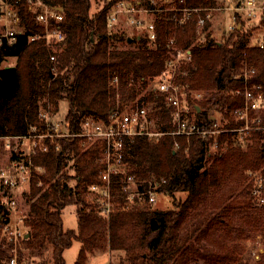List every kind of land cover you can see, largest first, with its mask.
Wrapping results in <instances>:
<instances>
[{"label": "trees", "instance_id": "1", "mask_svg": "<svg viewBox=\"0 0 264 264\" xmlns=\"http://www.w3.org/2000/svg\"><path fill=\"white\" fill-rule=\"evenodd\" d=\"M47 1L61 4L64 14V39L55 61L49 60L51 49L43 40L28 42L26 34H19L13 44L0 43V64L8 56L16 57L14 65L0 66V137L25 135L30 126L45 131L40 106L54 113L60 100L67 102L64 120L73 132L80 131L85 117L107 121L113 110L142 103L152 106L158 128L172 129L164 96L150 83L178 51L187 49L190 57L179 61L176 82L200 125L221 131L217 136L210 133L188 139L171 134L126 139L125 175L133 176L142 190L155 186L158 193L183 195L166 209L147 204L123 209L125 192L119 177L111 185L113 205L108 214L97 208L95 197L87 196L90 184L101 183L105 142L92 143L81 136L57 137L54 142L46 138V150L32 158L44 171L38 173L42 185L33 184L25 194L28 235L20 240V259L23 250L25 255L42 256L49 248L54 264H64V249L77 240L80 248L74 264H85L95 249L120 251L123 264L238 262L243 253L240 240L264 235V204L252 193L255 173L264 175V142L262 132L255 130L246 137L251 143L243 149L234 144L235 132L223 129L240 124L233 110L243 104L235 90L243 89L244 82L231 76L233 67L245 58L255 68L248 84L260 83L264 90L259 37L250 40L256 25L246 28L238 19L240 26L226 37L215 39L208 31L201 42L195 40V24L204 11L192 12L183 23L173 21L170 11H156V37L149 40L142 32L131 37L124 29L108 25V14L119 0H109L94 13H90V0ZM174 1L188 7H214L216 3ZM149 8L157 7L151 4ZM21 11L28 28H33L23 0ZM120 42L128 46L120 48ZM196 91L201 97L192 95ZM175 140L178 148H174ZM10 156L15 158L16 153ZM69 204L77 205L76 230L63 228L62 210ZM263 260L257 264H264Z\"/></svg>", "mask_w": 264, "mask_h": 264}, {"label": "built area", "instance_id": "2", "mask_svg": "<svg viewBox=\"0 0 264 264\" xmlns=\"http://www.w3.org/2000/svg\"><path fill=\"white\" fill-rule=\"evenodd\" d=\"M23 2L26 11L32 16L33 28H28L27 21L22 16L21 0H0V43L13 44L19 34H26L28 42L43 40L51 49L49 60L55 61L64 39L62 5L50 4L47 0H23ZM209 8L176 4L164 8H149L132 4L127 0H119L108 14V25H113L112 18L116 14L123 13L129 22L141 28L140 32L144 33L149 40H153L156 37L153 22L156 11L172 12L170 18L178 23L185 22L192 12L204 11V15L200 14L195 24V40L203 41L206 34L205 25L210 17ZM227 8L234 10L226 30L227 34L234 31L236 26H240L236 11L246 13L249 22H254L253 24L260 29L258 45L262 48L264 55V0H240L239 3ZM149 12L153 13L150 19L142 15ZM178 12H181L179 17ZM199 34H202V37H199ZM189 53V49L183 52L178 51L175 58L168 61L166 68L150 83L153 89L164 96L165 107L169 111L173 124L172 129H160L156 126L155 118L151 114L153 109L149 103L130 106L124 110L115 109L109 114L107 121L90 116L85 117L79 132L70 130L69 122L64 119L63 121L52 120L54 113L41 105L39 117L46 123L45 131H39L35 126H30L25 135L0 137L7 141L14 138L17 145L18 142L23 145L21 148H12L16 153L15 158L10 156L7 162H0V264H24L23 259H20L19 243L25 237L26 230L22 226L25 223L27 209H21L17 195L28 193L33 184L42 185L38 173L43 172L44 169L41 165L34 163L32 158L39 151L46 150V138L54 142L57 137L68 139L81 136L84 141L105 142L102 155L104 166L99 172L101 183L90 184L87 196L95 197L98 203L97 208L108 214L113 205L111 185L117 182L119 177H121L119 182L122 183L121 191L125 192V201L121 205L123 209L152 202L154 195L158 193L154 190L155 186L146 190L140 189L133 176L125 175L127 164L123 161V147L126 139L136 135L158 139L164 134L185 136L188 139L193 135L201 137L210 133L217 135L221 131L219 128L209 129L200 125L196 111L189 107L185 93L176 82L175 73L179 61L189 59ZM253 73L255 68L249 67L245 58L231 69V76L244 82L243 89L235 90L236 94L242 96L243 104L233 110V115L240 124L223 130L235 132L239 140L246 139L252 131L258 130L262 132L264 142V90L260 83L248 84V79ZM178 147L179 142L175 140L174 148ZM55 149H60L57 142ZM255 177L252 193L258 197L260 204H264V175L255 173ZM4 251L8 252L6 256Z\"/></svg>", "mask_w": 264, "mask_h": 264}, {"label": "rangeland", "instance_id": "3", "mask_svg": "<svg viewBox=\"0 0 264 264\" xmlns=\"http://www.w3.org/2000/svg\"><path fill=\"white\" fill-rule=\"evenodd\" d=\"M109 0H90V13H94L95 11L99 10L106 2ZM126 1V0H125ZM130 3L137 4L139 2L141 6L144 7H150L152 4L155 7H165L170 6L174 4V0H127ZM215 8L210 7L209 9V20L206 27V32H210L211 36H213L215 39L221 40L222 37L227 36L228 25L231 20V14L234 12V10L229 9L227 7L231 5H235L240 2V0H215ZM239 18L237 17V20H243L244 26L251 27L254 22H249L248 16L246 13H239L236 11ZM144 17H147L150 19L153 15L152 12L149 13H142ZM112 22L114 25V29H124L125 32L129 34V36H135V34L140 33L141 28L138 25H135L134 23H131L127 20L126 16L122 14H116L114 18H112ZM255 24V23H254ZM206 35V34H205ZM199 37H202V34L198 35ZM260 36V29L258 26H254L251 31L250 40L251 42H255L256 39ZM204 41V40H203ZM201 41V42H203ZM118 47L123 48L128 46L126 43H118ZM16 61L15 56H8L5 60L2 61L0 64L1 67H8L14 65ZM199 93V95H197ZM192 95L194 97H201V93L196 91L192 92ZM130 105L126 106L125 109L130 107ZM67 110V102L65 100L59 101L58 110L54 112V115H52V120L56 119L59 121H63L65 118V113ZM218 116V114H216ZM219 118V116H218ZM221 124V123H220ZM219 125V122H217V126ZM217 136V135H216ZM65 139V138H64ZM251 143L249 140H234V144L240 146L243 149L248 148V145ZM216 144V143H215ZM14 138H10L8 141L4 138H0V162H7L9 160V157L11 155V152H13L12 148H21L22 143L18 142ZM183 193L181 192H175L173 195H169L166 193H157L154 195V200L152 202L146 203L147 205H150L152 208H161L166 209L170 207L174 200L179 198ZM17 198L20 203V207L23 210H26L28 205L25 201V194L19 193L17 195ZM77 205L75 204H69L65 206L62 210V221H63V228L67 229H77V213H76ZM27 229L25 223L24 226H22ZM242 250V257L240 255V259L238 262L234 264H257L259 260H263L264 256V235L261 233L257 234H251L249 237H246L242 240H240ZM80 248V242L77 240H74L72 245L66 249H64L62 255L64 258V264H74L75 259L77 257V254L79 252ZM23 254V262L24 264H54L52 254L50 253L49 248L45 250L44 254L41 256L39 255H29L26 253L24 254V250L22 252ZM121 252L120 251H112L109 249H95L92 251L85 261V264H123L121 262ZM264 261V260H263Z\"/></svg>", "mask_w": 264, "mask_h": 264}, {"label": "water", "instance_id": "4", "mask_svg": "<svg viewBox=\"0 0 264 264\" xmlns=\"http://www.w3.org/2000/svg\"><path fill=\"white\" fill-rule=\"evenodd\" d=\"M130 38H131V37H129V39H130ZM27 235H28L27 232H25V233H24V236L26 237Z\"/></svg>", "mask_w": 264, "mask_h": 264}, {"label": "crops", "instance_id": "5", "mask_svg": "<svg viewBox=\"0 0 264 264\" xmlns=\"http://www.w3.org/2000/svg\"><path fill=\"white\" fill-rule=\"evenodd\" d=\"M139 3V2H138Z\"/></svg>", "mask_w": 264, "mask_h": 264}]
</instances>
